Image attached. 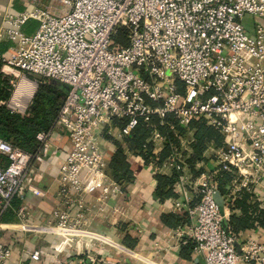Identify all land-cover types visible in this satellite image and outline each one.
<instances>
[{"label": "built area", "instance_id": "2783aa9c", "mask_svg": "<svg viewBox=\"0 0 264 264\" xmlns=\"http://www.w3.org/2000/svg\"><path fill=\"white\" fill-rule=\"evenodd\" d=\"M29 20L39 22L32 34L24 31ZM120 29L126 30L127 45L114 40ZM1 43L10 44L0 62L13 93L26 75L57 81L69 92L52 128L37 135L36 151L0 138V233L13 227L2 218L24 200L39 168L63 156L48 233L65 238L76 254L90 251L92 209L122 194L108 174L110 139L122 141L140 123L156 117L163 124L172 117L191 133L190 143L196 121L223 135L215 148L217 166L193 185L199 203L187 205L191 177L179 178L184 201L174 206L187 212L190 223L177 236L190 237L205 264H264V245L241 243L242 234L229 226L241 191L264 208V0H27L24 12L6 15ZM13 98L8 107L17 112L21 101ZM56 134L66 139L64 146L54 141ZM177 137L180 149L168 160L184 164L183 135ZM151 141L159 149L165 138L154 129ZM222 172L232 176L224 193L218 184ZM96 176L103 178V190L92 203L88 184ZM18 216L28 219L27 207ZM12 255L0 236V264H10ZM43 256L40 250L30 253L34 262Z\"/></svg>", "mask_w": 264, "mask_h": 264}, {"label": "crops", "instance_id": "0c3cea01", "mask_svg": "<svg viewBox=\"0 0 264 264\" xmlns=\"http://www.w3.org/2000/svg\"><path fill=\"white\" fill-rule=\"evenodd\" d=\"M26 7L27 0H0V29L5 26V17L8 13L20 14ZM38 26L39 22L29 20L24 26V31L32 34ZM26 108L21 107L16 111L25 114ZM53 139L62 146L66 143V139L61 134H56ZM109 143L114 153L116 146L113 142ZM163 146L164 144H161L160 148ZM207 152L208 150L204 153V157ZM128 157L133 163L135 178L131 183L122 185L121 195L112 197L106 204L96 205L92 209L88 226L92 236L90 251L81 254L72 251L71 245L65 238L48 233L51 225L50 215L57 206L56 176L64 157H52L42 165L35 174L33 184L24 200H16L13 209L5 213L2 218L3 224L13 225L10 230L0 233L13 252L10 264H55L58 260H73L76 264H205L203 258L195 253V248L190 260L181 256L182 248L191 239L187 235L179 237L177 232L186 225L171 229L162 222V215L172 213L183 216V213H186L184 209H176L174 206L175 203L184 201L178 185L177 198L165 201L154 198L157 186L154 174L158 172L171 176L175 163L171 164L167 159L160 168H157L154 165L145 166L130 153ZM197 165L204 166V172L197 177L191 172L186 173V165L183 168V173L191 177V181L186 186L191 200L187 205L191 207L193 202L194 205L200 202V195L193 185L202 184L203 175L214 169L217 162L208 159L207 162ZM109 178L113 180L111 176ZM102 190L103 178L94 177L88 184L87 201L93 203L101 195ZM23 207H27L29 212V218L25 220H21L18 216L19 209ZM21 224L28 225V229L22 230L24 225ZM127 236L134 240L133 248L125 245ZM248 240L264 245V230H251L241 235V243ZM34 250H40L44 254L40 262L31 260L30 253Z\"/></svg>", "mask_w": 264, "mask_h": 264}, {"label": "trees", "instance_id": "16d2710c", "mask_svg": "<svg viewBox=\"0 0 264 264\" xmlns=\"http://www.w3.org/2000/svg\"><path fill=\"white\" fill-rule=\"evenodd\" d=\"M114 40L116 43L127 45L126 30L120 29ZM9 45V43H1L0 53H5ZM13 91L10 78L2 73V63L0 62V138L27 152H34L39 146L37 135L52 128L68 95L69 87L54 80L41 82L25 114L15 112L8 107ZM171 125H175V130L170 128ZM154 129L158 130L159 134L165 138L162 148H156L151 141ZM190 129L194 132L191 143L193 153L187 160V165L191 174L197 177L204 172V169H196V164L206 162L204 153L208 150L209 145H213L215 148L222 145L223 135L218 129L209 127L202 121L193 122ZM185 133L186 131L180 128L172 117L166 119L163 124L155 117L149 124L140 123L131 136L122 141L110 139L116 146V151L108 166L109 176L121 188L122 185L134 180L133 163L130 162L128 153L134 155L145 166L154 165L160 168L171 157L174 148L180 149V141L177 136H182ZM183 168L184 164L177 162L171 176L158 172L154 174V179L157 181L154 191L156 200L165 201L178 197L176 188L179 178L183 174ZM231 180L232 176L229 173H220L218 184L221 193L225 192V188ZM194 204L193 202V206ZM261 204V201L249 192L238 193L233 202L232 215L229 220L232 232L239 236L251 230H264V208ZM162 222L167 227L176 229L189 225L190 220L187 212L183 213V216L170 213L162 215ZM124 242L128 248L135 246L134 240L128 236ZM195 246V243L189 240L182 248L181 256L190 260L193 257Z\"/></svg>", "mask_w": 264, "mask_h": 264}, {"label": "rangeland", "instance_id": "374dc122", "mask_svg": "<svg viewBox=\"0 0 264 264\" xmlns=\"http://www.w3.org/2000/svg\"><path fill=\"white\" fill-rule=\"evenodd\" d=\"M247 22L250 24L249 20H247ZM247 22H245V23L248 24ZM43 81H46V80L44 78L38 76V75H26V78L22 79L20 82V84L22 82H24V84L21 85L19 87V89L17 88L18 90L15 89V92L13 93V96H14L13 99L20 100L22 107L28 108V106L30 105V103L32 101L34 94L37 91L38 85ZM19 94L21 95V97H19ZM191 139H192V135L190 132H186L183 135V142H182L183 143V146H182L183 150H182V153L179 155L180 156L179 159L184 162V167L186 165V167H185L187 169L186 173H190V170H189L188 165H187V160L190 159V157L192 156V153H193V150L191 148L192 145L190 143ZM205 158L207 159L206 162L208 161V159L217 161L216 149L214 146L209 145L208 152L206 153ZM200 167H202V168H200ZM203 167L204 166H198L196 164V169H203Z\"/></svg>", "mask_w": 264, "mask_h": 264}, {"label": "water", "instance_id": "95a60500", "mask_svg": "<svg viewBox=\"0 0 264 264\" xmlns=\"http://www.w3.org/2000/svg\"><path fill=\"white\" fill-rule=\"evenodd\" d=\"M215 198H216V201H217V203L219 204L220 209H221V211H222V213H223V199H222L221 194H220V193H217L216 196H215ZM224 225H225V227H226L227 224L225 223ZM237 248H238V250L240 251V247H239V245H237Z\"/></svg>", "mask_w": 264, "mask_h": 264}, {"label": "bare ground", "instance_id": "6f19581e", "mask_svg": "<svg viewBox=\"0 0 264 264\" xmlns=\"http://www.w3.org/2000/svg\"><path fill=\"white\" fill-rule=\"evenodd\" d=\"M24 84V82L21 84V85H23ZM19 97H21V95L19 94Z\"/></svg>", "mask_w": 264, "mask_h": 264}]
</instances>
